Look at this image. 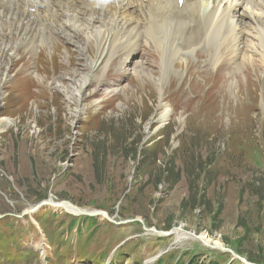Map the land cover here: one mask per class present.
Segmentation results:
<instances>
[{
  "label": "rangeland",
  "instance_id": "374dc122",
  "mask_svg": "<svg viewBox=\"0 0 264 264\" xmlns=\"http://www.w3.org/2000/svg\"><path fill=\"white\" fill-rule=\"evenodd\" d=\"M138 45L126 73L119 52L85 89L79 113L52 89L78 67L69 43L13 66L0 91V264H264V88L252 87L264 69ZM62 202L110 220L88 225Z\"/></svg>",
  "mask_w": 264,
  "mask_h": 264
},
{
  "label": "bare ground",
  "instance_id": "6f19581e",
  "mask_svg": "<svg viewBox=\"0 0 264 264\" xmlns=\"http://www.w3.org/2000/svg\"><path fill=\"white\" fill-rule=\"evenodd\" d=\"M203 2V0H0V91L9 83L13 66L23 55L28 56L26 60L28 64L35 56L36 50L40 48V59L37 63L38 61L42 63L43 54L45 55L47 49L51 50L49 47L52 41L57 40L72 46L78 56V67L71 69L68 78L63 75L54 77L52 89L62 93L68 103L76 100L77 113L83 111L80 102L85 98V89L101 81L105 72L114 66L112 59L119 52L124 53L118 66L122 74L127 72L129 66L124 65V62L132 51L138 49L140 41L151 46L157 54L161 53V58L165 52H170L168 56L172 53L174 56L178 54L190 56L194 53L198 62L204 59L202 65L208 63L213 68L228 58L229 64H239L243 69L253 63L254 67L264 69V0H206V4ZM45 42L46 47H41L40 45ZM178 46H185L190 51L181 53ZM58 47V43L53 46L55 55L61 50ZM66 51L67 54L71 53ZM257 57L261 61L259 65L256 64ZM167 59L169 61V57ZM68 61L70 64L69 57ZM40 63L36 65L37 72ZM62 67L63 65H60V68ZM71 67L68 66V69ZM193 67V63L189 64L187 70L192 71ZM36 75L39 86H44L46 80ZM27 76L31 77L30 74ZM151 80L153 83L154 78ZM263 82L264 79H258L257 84L252 85L255 87V93L257 85L264 88V85H261ZM228 85L232 87V81ZM250 85L247 80L244 89ZM157 86L158 80L155 87ZM190 86L193 89L200 87L197 83ZM250 89L253 92L254 89ZM239 90L238 86L235 93L238 94ZM261 97L264 98V92ZM77 113L74 118L77 117ZM168 116L167 113H163L157 121L162 125ZM12 124L6 121L3 129H8ZM54 204L52 206L56 209L77 215L68 205ZM174 234L177 240L189 236L180 229L175 230ZM195 240L204 245L221 246L219 239H213L209 235H201Z\"/></svg>",
  "mask_w": 264,
  "mask_h": 264
},
{
  "label": "water",
  "instance_id": "95a60500",
  "mask_svg": "<svg viewBox=\"0 0 264 264\" xmlns=\"http://www.w3.org/2000/svg\"><path fill=\"white\" fill-rule=\"evenodd\" d=\"M148 133V132H147ZM149 135V134H148ZM47 203H50L51 204V202L50 201H47ZM63 204H65V205H68V207H72L73 208V211H75L76 212V214L77 215H86V216H97V215H101V216H104V217H107V215L105 214V213H103V212H99V211H96V212H93V213H87L86 211H84V212H81V211H83V210H80V209H78V208H75L74 206H72L71 204H69V203H67V202H62ZM45 203L43 202V203H41L40 204V206L41 205H44ZM55 205V204H54ZM109 219V218H108ZM110 220V219H109Z\"/></svg>",
  "mask_w": 264,
  "mask_h": 264
},
{
  "label": "trees",
  "instance_id": "16d2710c",
  "mask_svg": "<svg viewBox=\"0 0 264 264\" xmlns=\"http://www.w3.org/2000/svg\"><path fill=\"white\" fill-rule=\"evenodd\" d=\"M84 220L89 225L91 222H93L95 220V218H93V217H85Z\"/></svg>",
  "mask_w": 264,
  "mask_h": 264
}]
</instances>
